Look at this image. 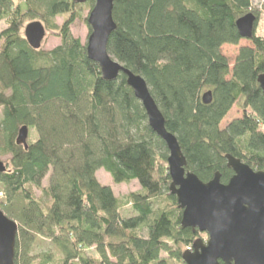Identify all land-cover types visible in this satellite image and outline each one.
Listing matches in <instances>:
<instances>
[{
  "label": "trees",
  "instance_id": "obj_1",
  "mask_svg": "<svg viewBox=\"0 0 264 264\" xmlns=\"http://www.w3.org/2000/svg\"><path fill=\"white\" fill-rule=\"evenodd\" d=\"M95 0H87L93 7ZM72 0H0V211L18 226L14 264H51V253L31 255L37 239L60 253L59 264H184L181 248L198 231L180 227L181 210L168 191V150L149 128L141 103L122 74L102 79L86 47L70 35ZM259 20L251 0H113L107 52L141 76L175 136L185 170L201 182L233 172L225 156L264 172V39L238 51L232 70L224 45L242 40L235 26L246 14ZM67 15L61 27L52 22ZM40 22L60 45L35 51L21 31ZM211 92L209 105L202 103ZM243 115L220 124L233 106ZM34 130L27 149L20 128ZM140 191L117 199L96 172ZM46 186H43V181ZM38 192V194H36ZM130 207L125 217L121 210ZM93 250L97 259L88 256ZM222 264V263H219Z\"/></svg>",
  "mask_w": 264,
  "mask_h": 264
},
{
  "label": "water",
  "instance_id": "obj_2",
  "mask_svg": "<svg viewBox=\"0 0 264 264\" xmlns=\"http://www.w3.org/2000/svg\"><path fill=\"white\" fill-rule=\"evenodd\" d=\"M87 0H72L77 5ZM113 0H95L87 17L90 36L86 44L87 58L98 65L102 79L113 81L120 74L144 109L147 123L168 150L167 168L170 178L168 191L181 210L180 227L206 234L207 241L197 239L183 252L184 264H264V172H254L240 160L225 156L226 167L233 176L226 184L216 173L207 183L185 170L186 160L179 144L165 128V120L150 95L145 80L126 70L107 52L108 40L116 25L112 18ZM256 17L249 13L235 22L239 37L250 40ZM45 37L40 22L24 28L28 46L38 51ZM264 98V75L257 78ZM204 105L212 101L211 92L201 97ZM28 128L19 129L16 145L27 149ZM6 166L0 161V174ZM17 224L0 211V264H14Z\"/></svg>",
  "mask_w": 264,
  "mask_h": 264
},
{
  "label": "rangeland",
  "instance_id": "obj_3",
  "mask_svg": "<svg viewBox=\"0 0 264 264\" xmlns=\"http://www.w3.org/2000/svg\"><path fill=\"white\" fill-rule=\"evenodd\" d=\"M251 4L255 9H257L260 15L259 20L258 21L256 20L255 22L253 33H255L256 37L264 39V0H251ZM91 9L92 7L88 6L86 3L82 5H78L75 11L76 12L75 20L70 26V35L72 36V38L78 39L81 42V44L84 46H86L87 40L91 33L90 28L87 25V17ZM67 18H68L67 15L59 16L54 19L52 24H54L57 27H61ZM28 24H30V22L25 23L23 26V29L21 31L23 36H24V28ZM5 28H6V23L2 21L0 23V32ZM44 29H45V37L43 39L40 50L51 51L52 49L60 45L61 40L57 32L48 30L45 27ZM244 47H251V42L249 40H241L239 44L236 46L224 45L221 47V54L227 59L230 70H232L238 51ZM1 114H2V109L0 108V120H1ZM242 115L243 113L240 110V108L237 105L233 106L232 109L227 114V116L225 117V119L220 124V128L221 129L225 128L233 120L240 119ZM262 129L264 130V128ZM36 137H37L36 132L34 130H31V132L28 133L27 140L34 141L36 140ZM0 161L6 165L8 162V157H0ZM96 179L99 182V184H101L102 186L109 187L112 190L114 196L120 201H122L127 195L140 191V187L135 181L129 184H119V185L114 184L110 176L107 173H105V171L103 170H99L96 172ZM46 184L47 183L44 180L43 186H46ZM36 194H38V192H36ZM2 201H3V196L0 185V205ZM121 212L125 217H129L132 213L130 207H123ZM198 234L199 236L197 239H201L203 242L207 241L206 234H201V233ZM190 248L191 246L182 247L181 252L189 250ZM44 252L52 254L53 262L51 264H59L61 256L60 253L54 248V246L47 240L37 239L36 243L33 246L31 255L35 257ZM87 254L91 258L97 259V255L93 250H89Z\"/></svg>",
  "mask_w": 264,
  "mask_h": 264
}]
</instances>
